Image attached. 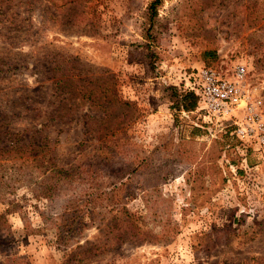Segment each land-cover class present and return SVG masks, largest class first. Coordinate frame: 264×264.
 <instances>
[{"label": "rangeland", "instance_id": "obj_1", "mask_svg": "<svg viewBox=\"0 0 264 264\" xmlns=\"http://www.w3.org/2000/svg\"><path fill=\"white\" fill-rule=\"evenodd\" d=\"M153 1L0 14V264H264V147L178 105L201 71L243 67L264 121V0H162L152 17ZM67 70L101 106L64 117L52 83Z\"/></svg>", "mask_w": 264, "mask_h": 264}, {"label": "built area", "instance_id": "obj_2", "mask_svg": "<svg viewBox=\"0 0 264 264\" xmlns=\"http://www.w3.org/2000/svg\"><path fill=\"white\" fill-rule=\"evenodd\" d=\"M199 75L202 83L199 84L197 112L201 117L204 115L207 123L216 124L242 142L263 148L264 121L242 87L245 69H238L237 80L221 77L209 69ZM239 112L242 116L237 115ZM243 163L247 165L246 157Z\"/></svg>", "mask_w": 264, "mask_h": 264}, {"label": "trees", "instance_id": "obj_3", "mask_svg": "<svg viewBox=\"0 0 264 264\" xmlns=\"http://www.w3.org/2000/svg\"><path fill=\"white\" fill-rule=\"evenodd\" d=\"M44 1L47 3L48 2L51 3V1L53 2V0H44ZM161 1L162 0H154L152 2L150 6V10L152 11V17L155 16L156 6L160 4ZM37 2L38 0H0V14L6 19L12 20V22L14 21L19 22L21 21L22 18H24L25 15H28L30 11H32L35 8ZM75 10L76 8L70 7L66 11H57V10L52 11V6L50 5V6H46L44 11L47 14V16H50V18H56V19L62 18V20H65L70 15L69 13H72ZM25 20H28V19L25 18ZM13 32H19V30L14 29ZM206 54H212V56L216 55V53H212L211 51L207 52ZM54 81L55 82L52 83L55 86V88H53L54 95H56L59 98L62 97L63 101L69 100L70 102V107L68 109L69 113L65 115L64 117L74 116L73 114H74L75 107L78 106L80 103L82 105L84 102L89 101L91 103L93 102L97 106H101L102 103L99 102L100 101L99 97L101 95H98L95 89H92L90 87L88 88L85 87L86 78L84 77L81 78L79 73H76L73 70H67L64 73H62L59 77L57 78L54 77ZM190 98H192L193 101L191 103L186 102ZM107 102H103V103H107ZM178 103H179L178 104L179 107L181 106L188 111H194L198 107L199 96L196 95L194 91H190L184 94V99L182 101H178ZM45 126L47 125L45 124L44 127ZM27 131L28 129L21 130L20 132L25 133ZM107 136L109 137V135H106L105 138H107ZM111 137L112 136H110V138ZM109 143H111V141ZM21 144L24 147L34 146L35 150L37 152L39 151V154H36L35 157L33 158L40 159L43 153L49 154V151L46 150L47 145L44 144L43 141L32 142L30 139L29 144H26L24 142ZM24 160L29 161L27 158H25ZM52 164L55 165L56 167L58 166L57 163L56 164L52 163ZM59 167L60 166H58L54 170H51V174H53V176L55 177H69L68 175L70 174L68 173V171H66L67 173H64L62 169L59 170ZM97 250H98V247L91 246V245L89 247L79 246L76 250L75 256L83 255L84 257H88L91 255H96L98 254Z\"/></svg>", "mask_w": 264, "mask_h": 264}]
</instances>
